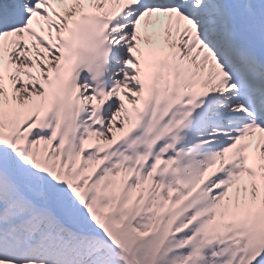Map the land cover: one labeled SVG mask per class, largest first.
Returning a JSON list of instances; mask_svg holds the SVG:
<instances>
[{
  "label": "snow or ice",
  "instance_id": "obj_1",
  "mask_svg": "<svg viewBox=\"0 0 264 264\" xmlns=\"http://www.w3.org/2000/svg\"><path fill=\"white\" fill-rule=\"evenodd\" d=\"M0 264H264V0H0Z\"/></svg>",
  "mask_w": 264,
  "mask_h": 264
}]
</instances>
